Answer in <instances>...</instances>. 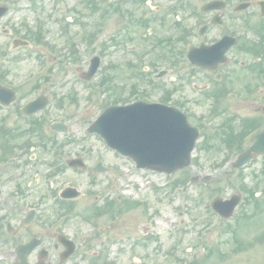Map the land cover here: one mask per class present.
Listing matches in <instances>:
<instances>
[{
  "label": "rangeland",
  "instance_id": "obj_1",
  "mask_svg": "<svg viewBox=\"0 0 264 264\" xmlns=\"http://www.w3.org/2000/svg\"><path fill=\"white\" fill-rule=\"evenodd\" d=\"M227 2L225 13H227L229 18L228 29L234 30L237 25L241 24L239 22V24L234 23L231 26L230 20L235 15H238L232 13V7L239 1L228 0ZM30 4L29 0H9L8 5L11 13L0 20V31L3 28H10V25H15L19 30V27L24 22L35 28L36 20L41 19L47 23L46 28L48 27L50 32L49 38H56L54 42L57 45H63L65 40L60 35L58 24H56L58 22L55 19L64 18L70 24V33L76 37L74 42L77 45L79 43L77 51L82 56L77 63L75 61L67 63L66 61L60 70L70 71L71 74L66 79L67 81L70 80L71 83L76 82V76L73 73L75 66L82 65L86 67L90 57L97 54L95 49H97L99 43L96 40L94 43L87 44L82 38L79 40L78 38L85 32H93L99 22L102 27L99 29L101 32L98 33L97 38L100 35H105L108 39L112 34H115V29L119 30L117 27L119 22L116 21V17L111 15L110 17L102 18L98 14L90 15L88 13L89 8L84 4V0H38L39 13L31 10ZM74 9H78V13ZM258 13L257 6H251L241 14L242 17H251L252 21L256 22ZM77 18H80L85 26H81L79 23L76 25L75 19ZM109 30L111 36L109 35ZM236 31H239L240 34L243 33L242 35L245 36L251 32L249 31L245 34V31L243 32L241 29H236ZM121 36L123 38L124 33ZM11 37L13 36L8 37L0 32V45L7 48ZM52 39L49 40L52 41ZM33 47L34 45L30 44V46L18 50L20 52L18 56L23 57L21 61L11 65L14 70H17L11 77L13 81L21 80L29 71L38 67ZM11 51L7 52L10 53ZM139 51L144 50L141 48ZM106 52V61L113 60V62L121 63L123 66L132 61L131 55L126 53V51H115L112 48ZM42 54L51 55L50 59L52 58V54H47L45 50H43ZM69 55L67 54L66 57ZM230 57L243 61L245 65L252 61L250 55H240L237 49L231 51ZM135 62L136 67L131 72L134 73L136 71L138 73L141 67L146 64V60H142V62L141 60H136ZM167 64L157 63L156 67H167ZM227 67H231V65H227ZM233 67L236 68L237 65ZM188 68L187 65L173 68L169 71V75L165 76L164 82H169L174 77L183 78L186 76L188 81L194 80L189 79L191 75L187 74ZM236 69L240 73L244 71L239 67ZM137 75V83H139L142 76L139 73ZM99 78V75L96 76L91 86L97 88L96 81ZM200 78H202L201 75ZM247 80L242 86L235 85V89H238L237 91L243 96L244 94L246 96L252 95L253 92L247 91L245 88L247 87V89L251 90V87L258 81L250 76ZM128 84L129 80L124 77L122 85ZM76 86L80 88V96H76L77 103L69 109L65 107L61 113L62 116H60L63 119L62 121L69 125L70 129L68 133L59 132L57 139L58 141L63 139L73 140L70 145L64 148V153L68 155L74 153L84 155L85 169L94 167L97 159H100L104 164L112 166L113 170L109 173L106 172V174L96 173L95 175L88 174L87 170L81 172L66 171L57 180L58 183L54 184L56 188L60 189L63 185H69L77 188L81 193L80 199L75 203L72 218L63 226L64 232L68 233L78 244L76 253L65 264L90 263L92 261V253H95L96 259L100 257L98 261L105 260L107 264H187L188 261L193 259L200 261V264H264V211L257 212L256 221H258V224L256 226L252 228L246 227V231L241 233V237H245L246 244L242 247V250L237 252H232L229 249L231 245H224L221 242L223 237L220 236V232L225 225L222 219L215 214H208L207 206H209L208 204L213 197L219 195L228 197L232 192L238 191L232 184L227 186L223 182L224 177L222 174L225 171H229L227 170L229 163L224 164L221 159L225 152L221 135L219 136L212 130L205 128L204 135L200 136L197 143L200 144L205 139H208L207 141L212 145L210 144L207 148L209 151L202 152L199 159V167L194 166L190 169L191 175L194 173L199 174V179L195 184L186 182L185 186L175 187L174 190H171L170 182L175 178L184 177V174L180 171H176L172 175H166L152 170L137 169L130 158H123L104 147L102 140L96 134L85 135L84 130L102 110L101 97L95 93L93 88L89 89L88 85L84 86V84L77 83ZM252 96L254 98L246 101L247 103L244 102L243 98L226 103L223 106L226 109L224 113L226 115L219 118L223 119L227 116H236L237 118L262 117V121H264V109H262L264 107V87L255 91ZM94 98L99 99L93 103L92 100ZM210 108L211 104H205L204 106H195L191 109L193 110L192 113L202 117L206 116ZM196 121V118L192 119V122ZM218 121L220 120L216 119L210 124L206 122L205 126L209 127ZM233 122L235 123L236 119ZM247 144H249V141L245 142V145ZM231 160H233L232 157L229 158V162ZM261 162L262 159L257 157V159L251 161L250 165L246 166V168L248 167L249 169L250 167L252 169L246 172L247 176L243 178V181H246L249 186V181L252 179L251 173L253 170H259ZM236 173L232 170L229 172L232 176H236ZM207 175L210 177L207 181L208 183H206L207 186L204 183L201 185L200 178L207 177ZM218 178H220L219 181H217ZM91 180L94 183H91ZM51 184H53L52 181L49 186ZM213 186L222 187L223 190L216 192L219 194L212 196L209 194V188ZM259 188L256 196L263 201L264 185ZM107 199L114 200L116 204L118 201L122 202L124 199H130V210L123 211L114 219H111L109 213H102L95 218L86 220V217L92 214L90 212L83 217L85 208L93 204L102 205ZM244 208H246V203L242 209ZM242 209L240 207L237 208L234 216L227 222L233 223L234 218L238 217ZM37 233L40 236L45 235L39 229ZM260 234H263V237L253 241ZM243 235L245 236L243 237ZM227 238L229 239L228 243H231L232 237L227 236ZM211 246L219 248L220 255L214 253L205 258L208 252L207 249ZM0 264H3L1 259Z\"/></svg>",
  "mask_w": 264,
  "mask_h": 264
},
{
  "label": "flooded vegetation",
  "instance_id": "obj_2",
  "mask_svg": "<svg viewBox=\"0 0 264 264\" xmlns=\"http://www.w3.org/2000/svg\"><path fill=\"white\" fill-rule=\"evenodd\" d=\"M209 1L211 0H125L124 20L117 17L119 21L117 19L116 21L120 23L117 26L119 30L115 29L114 32L120 31L123 25L130 31L126 39L135 42L139 47L157 49L160 46H174L180 60L186 58L190 46H197L201 42L211 44L224 34H228L226 0H223L226 5L220 11L204 12L202 7ZM115 12V9L110 10L112 17L115 16ZM214 16H217V24L212 23ZM230 20L233 23L234 18ZM202 27L205 30L200 34ZM187 45H189L187 50L181 48ZM231 51L232 49L226 53L225 63L214 70L197 67L188 70V74L192 73L191 79H194L190 82L187 76L175 78L177 85L174 88L160 87L161 82L156 84L145 77L138 83L140 88L138 84L135 89L130 83L125 87L118 85L115 93L121 98L123 93L126 95L125 99H119L118 103L122 105L131 103L136 95L142 99L157 95L158 101L165 104L173 103L183 109L200 107L215 101L229 103L240 98H243L244 102L249 101L250 95L235 94L238 90L235 89V81L248 77L254 71L248 68L243 75L238 69L227 67L234 63L244 66L243 62L230 58ZM247 52H249L247 49L242 48L239 54L246 55ZM9 55L11 54L0 53L2 59L0 85L5 83L2 85L14 90L15 94L12 103L8 105L0 103V258L3 259V264H19L15 249L19 244L36 237L42 239L41 247L26 256L28 264L41 262L39 255L42 248L46 257L44 264H56V251L60 245L55 242L52 213L49 212L48 203L52 194L55 196L57 192L55 189H49L48 183L52 181L57 184V180L66 171L78 172L77 168L68 167L67 161L71 157H80L84 160V155L75 153L68 155L51 146H44L41 144V134L44 131V117L49 111L55 114L61 111L64 96L74 90L71 81L66 79L71 73L67 70L58 73L59 66L56 65L34 72L29 76L31 80L28 82L11 84L13 73L9 72L8 68L5 70L2 68L6 61L8 63L15 59L11 57L7 60ZM259 60L260 58L254 59V62L258 63ZM128 66L130 71L134 69L133 64ZM113 70L115 71L113 80L120 84V68L115 62ZM81 72L80 68H74L73 73L77 80L81 78ZM142 73L146 74V68ZM110 79V75H104L100 80V85L106 93L111 92V88L106 85ZM169 84L171 83H167L166 86ZM74 87L77 91L76 96L80 95V88ZM44 95L48 96L49 103L43 110L31 115L23 114L22 110L26 103ZM40 100L44 101L43 98ZM30 210H33L32 219L27 225L22 224L29 216ZM38 229L45 235H38Z\"/></svg>",
  "mask_w": 264,
  "mask_h": 264
},
{
  "label": "water",
  "instance_id": "obj_3",
  "mask_svg": "<svg viewBox=\"0 0 264 264\" xmlns=\"http://www.w3.org/2000/svg\"><path fill=\"white\" fill-rule=\"evenodd\" d=\"M245 6L246 4L240 7ZM212 7L214 5H209L207 9ZM2 10L0 9V12ZM224 39L222 47L228 45V38ZM189 59L199 63L203 58L193 59L190 51ZM91 62L93 65L88 72V78L97 67L96 59ZM89 131H97L112 148L130 155L138 167L160 172H171L189 164L190 152L198 135L197 128L189 127L186 117L180 116L171 108L157 107L152 110L149 106L140 104L137 107L108 108L96 119ZM254 154H264V130L254 136L249 148L236 158L233 166L240 167L250 161ZM238 201L239 196L232 195L228 200L216 198L211 205L219 215L229 217ZM29 248L31 249V246ZM70 252L71 250L67 254Z\"/></svg>",
  "mask_w": 264,
  "mask_h": 264
},
{
  "label": "trees",
  "instance_id": "obj_4",
  "mask_svg": "<svg viewBox=\"0 0 264 264\" xmlns=\"http://www.w3.org/2000/svg\"><path fill=\"white\" fill-rule=\"evenodd\" d=\"M262 174L264 175V161H263V164H262ZM255 189H252V190H249V195H250V197H253V194H254V191Z\"/></svg>",
  "mask_w": 264,
  "mask_h": 264
}]
</instances>
